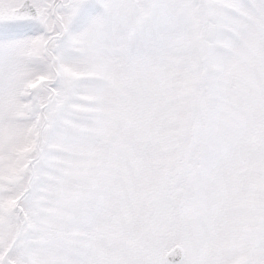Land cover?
I'll return each instance as SVG.
<instances>
[{"label": "snow or ice", "instance_id": "obj_1", "mask_svg": "<svg viewBox=\"0 0 264 264\" xmlns=\"http://www.w3.org/2000/svg\"><path fill=\"white\" fill-rule=\"evenodd\" d=\"M0 264H264V0H0Z\"/></svg>", "mask_w": 264, "mask_h": 264}]
</instances>
